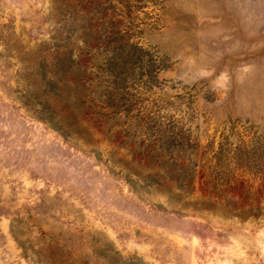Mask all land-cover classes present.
Returning <instances> with one entry per match:
<instances>
[{
	"label": "rangeland",
	"instance_id": "rangeland-1",
	"mask_svg": "<svg viewBox=\"0 0 264 264\" xmlns=\"http://www.w3.org/2000/svg\"><path fill=\"white\" fill-rule=\"evenodd\" d=\"M263 157L264 0H0V264H264Z\"/></svg>",
	"mask_w": 264,
	"mask_h": 264
},
{
	"label": "trees",
	"instance_id": "trees-1",
	"mask_svg": "<svg viewBox=\"0 0 264 264\" xmlns=\"http://www.w3.org/2000/svg\"><path fill=\"white\" fill-rule=\"evenodd\" d=\"M109 60V65H113L115 66V64L121 60L120 57H117L116 55H113L111 58L108 59ZM66 68H69V65L65 63H61V66L59 67L60 70H64ZM60 78V77H59ZM59 80V79H58ZM56 80L54 83L52 82V85H55L56 82L58 81ZM45 109H48L47 110V117H45V119L54 127L57 128V130H60L61 129V125L59 124L58 122V119H56L53 115V112L52 111H49V108L47 105L43 106ZM208 149L210 150V152H213L214 155H219L220 158L224 159L226 162L229 161V153L230 152H233V154L236 152V151H239L241 150L239 147L237 148H234V149H230V148H224L222 147V145L218 146L216 150L214 149H211V147H208ZM262 172H264V157L262 158ZM193 173L195 172L192 171ZM129 182H131L132 184H134L133 180L129 179ZM190 180H187V179H182V182H180L181 186L184 185V186H188ZM161 181L159 179H155L154 177H150V178H147V179H144V186L146 187H149L151 185H160Z\"/></svg>",
	"mask_w": 264,
	"mask_h": 264
}]
</instances>
